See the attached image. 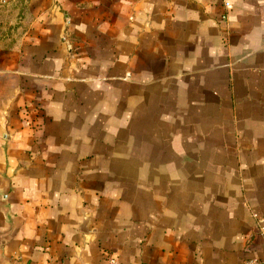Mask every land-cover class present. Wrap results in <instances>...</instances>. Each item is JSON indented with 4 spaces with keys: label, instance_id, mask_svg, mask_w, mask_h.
Segmentation results:
<instances>
[{
    "label": "crops",
    "instance_id": "obj_1",
    "mask_svg": "<svg viewBox=\"0 0 264 264\" xmlns=\"http://www.w3.org/2000/svg\"><path fill=\"white\" fill-rule=\"evenodd\" d=\"M262 217L264 0H0V264L264 261Z\"/></svg>",
    "mask_w": 264,
    "mask_h": 264
},
{
    "label": "built area",
    "instance_id": "obj_2",
    "mask_svg": "<svg viewBox=\"0 0 264 264\" xmlns=\"http://www.w3.org/2000/svg\"><path fill=\"white\" fill-rule=\"evenodd\" d=\"M259 223L261 225V231L264 239V217L259 219ZM108 264H118V259L116 257H110V259L108 260ZM243 264H264V261H259L258 259H249L246 260Z\"/></svg>",
    "mask_w": 264,
    "mask_h": 264
}]
</instances>
